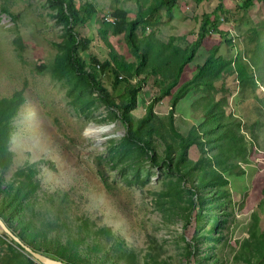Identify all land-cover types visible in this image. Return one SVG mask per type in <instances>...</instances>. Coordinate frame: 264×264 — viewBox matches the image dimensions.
<instances>
[{"label":"rangeland","instance_id":"obj_1","mask_svg":"<svg viewBox=\"0 0 264 264\" xmlns=\"http://www.w3.org/2000/svg\"><path fill=\"white\" fill-rule=\"evenodd\" d=\"M87 1L82 68L121 102L138 90L128 118L135 130L151 107L139 136L154 157L69 68L55 2L0 0L2 219L70 264H264V0ZM118 7L137 21V51L113 32ZM0 264L43 263L0 232Z\"/></svg>","mask_w":264,"mask_h":264},{"label":"trees","instance_id":"obj_2","mask_svg":"<svg viewBox=\"0 0 264 264\" xmlns=\"http://www.w3.org/2000/svg\"><path fill=\"white\" fill-rule=\"evenodd\" d=\"M51 2H55V4L58 6L59 9V17L61 20L65 22L67 25V34L69 43L66 47V62L69 66V68L75 72L76 74H79L83 78L87 80L89 85L94 89L101 101L107 105L108 107L114 108L116 111L120 112L122 122L124 126L126 127L125 130V138L127 141L132 143H137L142 145L144 149H146L151 157L153 158L154 151L152 148L143 140L141 136H139V131L143 128V124H145L151 117H152V109L149 106L148 107V113L147 117L144 119H141L136 127L135 130L132 129L130 120L128 118V113L131 112L132 106L134 101L137 100V94L138 90L136 88L128 90L129 97L126 101L121 102L120 100H117L114 96L108 92L105 87L97 81L94 77H91L89 74H87L83 68H82V61L81 58L78 55V49L79 47H85L87 44L90 43L89 38L86 36H79L77 33V30H75V25H85L88 22L93 20L94 12L92 11V7L90 3L87 0H77L78 3L76 4L74 0H49ZM160 4H166L168 7L173 6L172 0H159ZM113 16V32L115 34H119L120 32L127 29V39L132 45L133 49L137 51V44L135 42V29L137 26L136 20H128V15L125 9L123 8H115L112 11ZM214 18L211 19L209 17H205L202 23L200 24V30L197 34V38L195 41L191 43L189 46V49L187 53L183 56L180 64L178 65V68L175 72V75L173 77V81L169 86L175 85L181 73L183 72L184 65L192 60L195 51L199 44L201 43L202 38L204 37L206 33V27L211 24L215 25L217 14L216 12L213 13ZM137 56L139 58V64L144 65L146 61V55L142 53H137ZM90 61L94 64L99 65L101 68V71L105 73L107 70H110V73L113 77L112 80V87L117 88L119 87V84L121 82L118 72L114 69V67L111 65L110 61L107 59H104L103 61H100L95 55H90ZM177 97H175V100ZM1 112V111H0ZM146 133L150 135L153 131L152 126H147L145 129ZM182 139V150L185 151L190 145L196 143L195 139H192L190 136L187 137H181ZM169 148L170 145H167ZM167 159H169V155H167ZM2 219V217L0 216ZM3 220V219H2ZM5 222V220H3ZM6 226L14 233L16 234L22 242L29 245L27 241H25V238L15 233L13 229L10 228V226L5 222ZM3 235H7L5 232L0 231ZM47 255V254H46ZM49 256V255H47ZM53 258L52 256H49Z\"/></svg>","mask_w":264,"mask_h":264},{"label":"water","instance_id":"obj_3","mask_svg":"<svg viewBox=\"0 0 264 264\" xmlns=\"http://www.w3.org/2000/svg\"><path fill=\"white\" fill-rule=\"evenodd\" d=\"M0 228L5 232L10 238H12L14 241H16L27 253H29L34 259L37 261L43 263V264H70L66 263L64 261H61L60 259H54L51 258L42 252L35 250L31 246L25 244L20 240V238L14 234L5 224V222L0 218Z\"/></svg>","mask_w":264,"mask_h":264},{"label":"bare ground","instance_id":"obj_4","mask_svg":"<svg viewBox=\"0 0 264 264\" xmlns=\"http://www.w3.org/2000/svg\"><path fill=\"white\" fill-rule=\"evenodd\" d=\"M94 131H95V130H94ZM94 131H93V132H94Z\"/></svg>","mask_w":264,"mask_h":264}]
</instances>
